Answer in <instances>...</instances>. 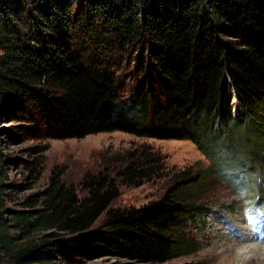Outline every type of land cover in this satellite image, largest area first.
<instances>
[{
	"label": "trees",
	"instance_id": "obj_1",
	"mask_svg": "<svg viewBox=\"0 0 264 264\" xmlns=\"http://www.w3.org/2000/svg\"><path fill=\"white\" fill-rule=\"evenodd\" d=\"M11 118L49 140L190 141L209 167L139 208L113 207L121 187L154 173L138 152L85 174L82 193L55 174L18 197L2 126ZM232 159L257 164L264 186V0H0V264H75L88 245L141 264L189 254L182 231Z\"/></svg>",
	"mask_w": 264,
	"mask_h": 264
},
{
	"label": "rangeland",
	"instance_id": "obj_2",
	"mask_svg": "<svg viewBox=\"0 0 264 264\" xmlns=\"http://www.w3.org/2000/svg\"><path fill=\"white\" fill-rule=\"evenodd\" d=\"M136 58L135 53L133 59ZM123 101L127 102L128 97ZM234 113L242 115L238 104L234 105ZM2 122L6 130L5 152L11 160L10 178L26 189L18 193V197L41 192L55 174L82 193L80 183L85 174L97 173L108 167L116 171L121 166L118 159L129 152H138L153 160L154 173L140 186L121 187L113 207L139 208L161 199L182 175L196 177L209 167L207 159L190 141L138 138L123 132L99 133L82 139L49 140L36 134L27 120L11 118ZM239 139V157H246L242 152L243 141ZM36 159L44 161L39 177L28 171ZM241 161L232 159L224 162L222 176H212L207 181L198 203L205 210L200 216L189 219L182 231V236L193 241L196 248L162 264H217L221 247L236 241L238 236L254 234L243 218L244 201L252 200L264 208V186L256 170L258 165ZM10 207L15 208L14 205ZM255 235L264 237V218L258 219ZM85 248V254L78 257L75 264H141L103 254L95 245Z\"/></svg>",
	"mask_w": 264,
	"mask_h": 264
},
{
	"label": "clouds",
	"instance_id": "obj_3",
	"mask_svg": "<svg viewBox=\"0 0 264 264\" xmlns=\"http://www.w3.org/2000/svg\"><path fill=\"white\" fill-rule=\"evenodd\" d=\"M243 218L253 238L234 241L218 250L217 264H264V237L255 235V225L259 218H264V208L254 201L245 199Z\"/></svg>",
	"mask_w": 264,
	"mask_h": 264
},
{
	"label": "bare ground",
	"instance_id": "obj_4",
	"mask_svg": "<svg viewBox=\"0 0 264 264\" xmlns=\"http://www.w3.org/2000/svg\"><path fill=\"white\" fill-rule=\"evenodd\" d=\"M253 235L254 234H252L250 236H244V235L243 236H238L236 241H242V240H245V239H251V238H253Z\"/></svg>",
	"mask_w": 264,
	"mask_h": 264
},
{
	"label": "water",
	"instance_id": "obj_5",
	"mask_svg": "<svg viewBox=\"0 0 264 264\" xmlns=\"http://www.w3.org/2000/svg\"><path fill=\"white\" fill-rule=\"evenodd\" d=\"M1 248V247H0Z\"/></svg>",
	"mask_w": 264,
	"mask_h": 264
}]
</instances>
